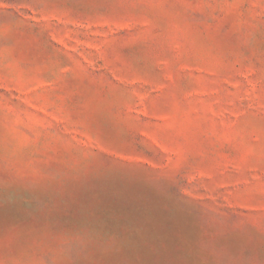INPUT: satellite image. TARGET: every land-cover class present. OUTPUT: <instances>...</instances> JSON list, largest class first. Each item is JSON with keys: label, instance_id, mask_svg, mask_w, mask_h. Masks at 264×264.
<instances>
[{"label": "rangeland", "instance_id": "1", "mask_svg": "<svg viewBox=\"0 0 264 264\" xmlns=\"http://www.w3.org/2000/svg\"><path fill=\"white\" fill-rule=\"evenodd\" d=\"M0 264H264V0H0Z\"/></svg>", "mask_w": 264, "mask_h": 264}]
</instances>
